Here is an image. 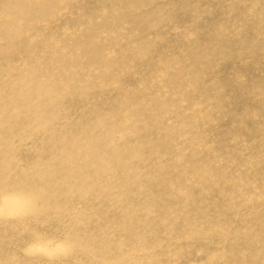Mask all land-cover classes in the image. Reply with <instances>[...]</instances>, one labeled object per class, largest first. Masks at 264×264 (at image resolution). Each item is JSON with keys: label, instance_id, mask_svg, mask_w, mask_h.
<instances>
[{"label": "rangeland", "instance_id": "rangeland-1", "mask_svg": "<svg viewBox=\"0 0 264 264\" xmlns=\"http://www.w3.org/2000/svg\"><path fill=\"white\" fill-rule=\"evenodd\" d=\"M94 1L83 0L88 4ZM176 1L184 4L185 10L173 11L171 18L154 28L156 32H145L143 43H153L154 47L150 48L144 63L129 71L114 67L118 72L123 71L119 76L115 72L112 74L119 82L99 92L98 88H92L94 93L91 94L86 89L87 96L76 99L77 102L70 100L67 105V117L71 122H87L90 123L88 126L94 127L99 116L93 122L88 121L94 108L102 103V115H111L114 112L107 111V107L120 98V91L129 90L139 79L145 78L149 87L146 93L160 103H166L160 107L162 114L158 122L148 124L151 127L162 125L171 131L172 149L167 151L162 147L164 150L150 154V162H143V156L127 160L136 172L135 182L126 185L125 191L117 190L113 184L109 191H100L105 200L120 193L118 199L109 202L111 205L98 202L87 203L88 211L84 206L75 208L74 217L79 215L81 223L74 229L84 238L83 243L91 242L85 254L77 251L66 259L53 261L42 256H28L25 249L32 242L27 237L28 229L36 232L39 239H47L52 244L65 239L64 231L55 224L37 221L40 224L15 223L7 232L8 221L6 225L0 224V238H6L0 244V264H3L1 258L7 259L9 264H255V260L264 264V0ZM125 9L120 13L125 14ZM80 11L81 7L76 8L69 16ZM65 21L62 18L49 30L61 33L65 25L68 31L70 27ZM82 26L79 29L81 38L87 32ZM135 29L121 28L123 33L116 34L118 37L113 35L115 39L104 37V31H101L98 43L122 44V38ZM213 35L219 39L214 40ZM191 43L188 48L203 51L202 62L206 63L201 67L193 66L197 69V85L192 87L187 83L192 60L185 52ZM107 55L108 59H114V54ZM161 67L167 68L165 74L169 78H180L177 86L171 85L172 88L163 78L155 77V71ZM215 93L223 101L218 102L220 98L215 97ZM117 108L121 109V106ZM180 119L192 124L193 128L184 131ZM93 130L88 128L85 132H90L91 136L103 135L101 130ZM124 133L132 135L129 127L124 128ZM138 134L130 139L131 144H124L131 151L141 143ZM37 145L31 142L15 144L18 158L24 160L28 151L31 159L32 152L37 150L47 157V147ZM200 165H207L212 178L211 175L205 179L207 174H196L195 169ZM26 175L33 174L26 171ZM154 175L165 179V183L182 176L178 180L182 186L173 187L180 190V199L186 197L184 201L172 200L171 187L160 189ZM199 175L202 180H208L207 186L198 185L196 176ZM100 179L104 181L103 177ZM220 194L226 197L222 201ZM213 204L221 212H211L214 211ZM219 204L225 206V213ZM139 206H146L144 209H148L149 214H138ZM197 207L204 213L196 212ZM84 211L88 214H83ZM88 215L90 217L83 222ZM87 226L90 229L85 230ZM88 231L90 234L87 235ZM251 233L262 236V243L254 249L250 245V251H245L249 248L246 239ZM91 249L96 254L95 259L90 257ZM9 255L14 258L4 257Z\"/></svg>", "mask_w": 264, "mask_h": 264}, {"label": "bare ground", "instance_id": "bare-ground-1", "mask_svg": "<svg viewBox=\"0 0 264 264\" xmlns=\"http://www.w3.org/2000/svg\"><path fill=\"white\" fill-rule=\"evenodd\" d=\"M94 2L88 4L83 0H0V224L6 225L9 221L7 232L19 222H32L36 225L40 224L37 221H42L47 225L55 224V227H60L64 231L65 239L55 244L47 239H39L36 232L27 230V237L32 242L25 249V254L46 257L50 261L66 259L77 251L85 254L91 243H83L84 238L79 237V232L74 229L81 223L79 215L74 217L73 213L77 206H84L88 211L87 203L102 205L108 202L106 205H111L109 202L118 199L120 193L105 200L104 193L100 191H109L112 184L117 190L125 191L126 185L132 184L133 180L135 182L136 172L128 162L130 159L143 156V162H150V154L157 153L164 147L167 151L172 149L171 131L162 125L151 127L148 124L158 122L162 114L160 107L166 103H160L146 93L149 87L145 78L139 79L129 90L120 91V98L107 107V111L114 112L111 115H102V103L94 108L88 120L93 122L99 116L93 124L94 127L88 126L90 123L87 122H71L67 117V105L70 100L77 102L76 99L87 96L86 89L91 94L94 93L92 88H98L99 92L110 88L114 82H119L112 74L115 72L119 76L123 71L118 72L114 67L129 71L133 67L136 69L141 62L144 63L151 52L150 48L154 47L153 43H143L145 32H156L154 28L171 18L173 11L182 10L186 6L176 0ZM80 7V12L69 16ZM123 9L125 14L131 16L120 13ZM62 18L67 20L65 22L70 27L68 31L65 25L61 33L49 30L52 24L56 25ZM81 24L84 26L83 31H87L82 38L79 31ZM121 28L137 29L122 38V44L113 43L109 46L98 43L99 32L104 31V37L110 36L113 39V35L122 31ZM213 38L219 39L217 35H213ZM189 45L192 43L187 45L185 52L192 63L188 67L187 83L192 87L197 78V69L193 66L196 64L201 67L206 63L202 62V58H205L203 51L193 47L190 49ZM107 54H114V59H108ZM166 71L165 67L158 68L155 77L163 78L169 86H177L180 78H169ZM215 97L220 98L218 102L223 101L216 93ZM120 106L121 109L117 108ZM180 122L183 123L184 131L193 128L190 123L181 119ZM125 127L130 128L131 136L124 133ZM88 128L94 129L93 131L101 130L103 135L91 136L90 132H85ZM137 134L141 143H138V148L135 143L136 148L131 151L124 144H131L130 139L136 138ZM28 142L35 146L38 144L37 147H47V157H43L37 150L32 152L34 154L29 159L31 155L26 151L25 159L20 160L15 144L26 145ZM19 156L21 157L20 153ZM195 170L196 174H207L205 179L211 175L207 165L197 166ZM26 171L33 175L27 176ZM212 176L213 174L211 178ZM102 177L104 181L101 182ZM154 177L159 181L157 185L160 189L171 187L172 200L176 199L181 203L184 201L186 197L180 199V190L173 187L182 186L181 181H178L182 176L174 177L169 183H165L166 180L160 176ZM196 178L199 186H207L208 180H202L200 175ZM152 180L150 179L151 182ZM219 196L221 201L226 198L221 197V194ZM145 207L139 206L138 214H149L150 211L144 209ZM220 207L225 213V206ZM211 208L214 209L211 212H221L214 204ZM195 210L199 214L204 213L199 207ZM85 211L83 214H88ZM89 217L88 215L83 222ZM87 228L90 229L87 226L85 230ZM261 237L254 233L249 234L246 239L249 248L246 247L245 251H250V245L254 249V246L262 243ZM5 239L0 238L1 245ZM91 251L92 249L89 252L90 257L96 256ZM4 257L14 258L12 255ZM1 261L3 264L10 263L7 259L1 258ZM259 262L255 260L254 263L260 264Z\"/></svg>", "mask_w": 264, "mask_h": 264}]
</instances>
